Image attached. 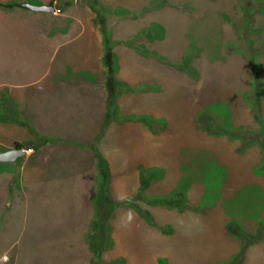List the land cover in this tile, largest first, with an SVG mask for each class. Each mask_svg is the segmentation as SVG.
<instances>
[{
	"label": "rangeland",
	"instance_id": "rangeland-1",
	"mask_svg": "<svg viewBox=\"0 0 264 264\" xmlns=\"http://www.w3.org/2000/svg\"><path fill=\"white\" fill-rule=\"evenodd\" d=\"M57 1L59 14L78 2ZM28 2L34 5L35 0H16L11 8L0 7V122L18 124L35 137L20 145L32 150L48 142L35 131L33 120L44 116L52 123L66 120L72 122L68 129L82 131L91 118L85 107L74 109L76 98L66 95L63 102L60 91L67 90L60 86L53 90L44 81L52 67L68 68L67 75L74 80L72 76L81 72L74 67L82 69L92 63L88 62L91 48L81 44L92 39L89 28L81 42L68 47L77 32L84 30L91 8L96 13L93 23L104 37L105 54L114 53L118 95L113 102L124 93L165 97L162 118L152 114L127 118L124 109L117 115L111 110V119L141 121L153 136L165 132L166 139H176L170 151L175 156L184 145L190 147L194 137L203 140L198 150L189 151L193 164L198 161L195 173L198 168V174L205 172L210 180L203 191L195 192L197 212L206 216L218 203L224 204L225 214L219 216L220 222L208 218L205 227L198 223L189 225L191 229L181 227L179 250L187 254L184 258L190 264H264V193L248 189L228 193L234 196L232 200L222 198L225 173L236 159L256 151L259 160L254 170L264 173V0H87L80 3L89 6L80 10L82 16L76 9L63 16L34 12L24 8ZM123 3L133 4L121 8ZM127 50L145 68L134 72L132 86L122 72ZM11 86H23V100L16 104L7 100ZM232 97L240 105L235 106ZM5 105L12 106L8 113ZM108 137L104 140L116 146L115 133ZM186 137L188 142L183 140ZM5 151L0 149V153ZM61 156V173L50 172L47 165L26 170L35 177L33 185L18 182L22 160L0 163V264H135V253L121 255L132 238L125 222L117 223L112 233L114 211L133 208L156 226L152 215L141 208L143 203L186 210L189 192L184 187L165 197L145 198L152 175L149 180L142 177L136 197L117 202L114 195L112 200L102 175L107 166L102 162L89 191L85 165ZM221 230L238 245L229 260L230 240ZM162 231L172 229L165 226ZM187 232L192 233L191 242L183 245ZM133 238L140 240L142 252H151L152 242ZM115 243L118 251L113 254Z\"/></svg>",
	"mask_w": 264,
	"mask_h": 264
},
{
	"label": "crops",
	"instance_id": "crops-1",
	"mask_svg": "<svg viewBox=\"0 0 264 264\" xmlns=\"http://www.w3.org/2000/svg\"><path fill=\"white\" fill-rule=\"evenodd\" d=\"M81 1L87 0H78L74 4L75 6H68L67 8L64 6L65 8L60 14L57 13V0H35L34 5H54L56 11L53 14L57 16L66 15L67 10L72 9H76L77 11L74 10V12H78L82 16L83 12L80 10L85 11L86 9L84 8L89 6L80 4ZM15 2L16 0H3L0 3L11 5ZM28 3L30 4V2ZM133 3H123L119 6L121 8L130 7ZM106 6L109 8L114 7L111 4H106ZM89 11L91 13H87L88 20L83 24L84 30L79 34L77 32L72 38L73 40L69 42L68 47H71V44L75 42H81L82 38L88 33L87 28H89V37L92 39L88 43L84 41L81 44L84 47L91 48L92 52L89 57L91 59L88 62L92 63L87 64L89 66L82 69L74 67L76 71L81 70L77 75L72 76L74 80H71L67 75L68 68L52 67L44 81L47 80L46 85L53 90H58V86L67 90L65 92L60 91L63 95V102L66 95L76 98L75 105L78 107L74 106V109L85 107L86 110L90 111L91 118L87 120V124L82 131L68 129L72 122H67L66 120H63V122H55L53 120L52 123V119L45 116L33 120L32 123L36 124L37 128L35 131L41 137L47 139L48 142L32 150L25 148L28 152L27 155L17 161L22 160L18 182L33 185L35 177L32 172H30L31 174L26 173V170H33L35 167L40 168L42 165L44 167L49 166L48 170L50 172L56 169V173H61L64 163L61 155L64 154L72 159L80 160L85 165L84 173L87 172L89 175V191L93 190V185L96 184L99 175L98 167L101 162L102 164L105 162L109 171L108 189L111 194L110 197L113 200L114 195H117L115 197L117 202L136 197L142 185V177H146L149 180V175H152V180L148 182L144 193L146 199L165 197L173 191L184 187L189 192V202L186 204L184 212H179L176 209H167L166 207L148 206L143 203L141 208L143 207L152 215L156 223L155 226V224L149 223L147 219L143 218L133 208L121 207L113 213L112 233H114L117 223L125 222V226L131 231L126 233H130L132 238L131 243L127 244L129 249L126 252H122L121 255L128 257L135 253L136 255H132L137 260L135 264H160L161 260L165 264H190L184 258L187 254L183 250H179L181 227L185 226L191 229L192 226L189 225H192V223H194L195 227L197 223L205 227L208 218L213 217L215 221L220 222L219 216L225 214L224 204L217 206L218 203L215 204L216 207L212 206L207 211L206 216L197 212L198 198L195 192L203 191L205 188L203 187L204 183L206 184L210 180L205 172L199 175L198 168L196 170L198 172L195 173L193 167L194 165L195 167L198 166V161L196 160L193 164V157H189L192 155L189 151L190 148L198 150V144L203 140L193 136L195 139L191 138V140L194 139V142L190 143L191 146L184 145L180 152L176 151L177 154L175 156L170 151H172L176 139H166L165 132L159 131L156 136H153L149 127L141 121L130 120L123 122L122 120L111 119L113 118L109 116L111 110L117 115L119 110L124 111V109L126 113L124 117L127 118H132L137 114L142 117H149L152 114L162 118L166 112L165 97L161 94L156 95L144 92L124 93L117 98L118 100L113 102L107 90L108 71L104 64V37L101 29L93 23L96 13L91 8ZM81 20L84 21V19ZM129 52L131 51L127 50L124 59L125 69L122 72L125 73V81H128L132 86L134 72L136 70L144 71L145 68L143 65L140 66L137 60L135 61L131 53L128 55ZM72 62L74 61L72 60ZM122 62L121 59L120 63ZM143 64L146 65L144 62ZM119 76L121 77V75ZM8 89L7 100L10 104H16L23 100V86H11ZM232 100L234 102L239 101L233 97ZM237 105L240 104L237 103L235 106ZM4 108L8 110V113L12 106L5 105ZM171 111L175 112L174 108ZM157 122L159 123L160 121L158 120ZM5 123L4 121L0 122V149L8 151L15 148L17 144L30 143L31 139H35L27 129L22 128L20 125H5ZM5 132L11 135V137L7 136L9 139L3 134ZM112 132L115 133L113 141H117L116 146L104 140L108 139ZM188 139L190 138L186 137L183 140L188 142ZM167 145H170V149H168ZM183 148L186 151H182ZM110 151H112V155L109 154ZM227 155L232 157L228 152ZM196 156L199 159V153ZM258 160V152L254 151V153L245 154L238 160L236 159V162L228 165L229 168L225 173L226 177L224 179L225 187L222 190L226 193L222 197L224 201L232 200L234 196L228 193L235 191L246 192L248 189L249 191L254 189L264 193V173H257L254 170V165H257L256 162ZM165 226H170L172 231L170 233L163 232L162 228ZM200 234L203 235L202 232ZM221 234L230 240L231 252L227 257V260H229L236 252L238 245L224 231L221 230ZM133 237H138L137 239L143 238L146 242H152L151 252H142V248L139 247L140 240H136ZM191 238L192 233L187 232L185 234L186 242L183 245L190 243ZM157 244L160 245L159 248H157ZM117 251L118 247L115 243L112 252L114 254ZM251 251L252 249L247 253V260Z\"/></svg>",
	"mask_w": 264,
	"mask_h": 264
},
{
	"label": "trees",
	"instance_id": "trees-1",
	"mask_svg": "<svg viewBox=\"0 0 264 264\" xmlns=\"http://www.w3.org/2000/svg\"><path fill=\"white\" fill-rule=\"evenodd\" d=\"M0 7L3 8H11V5H3L0 4ZM104 63L105 66L108 70V79H107V89L109 91V94L111 96V99L114 100L117 97V82H116V78H115V63H114V53L111 51H107L104 57ZM16 147H23L20 144H17ZM104 165L107 166V164L105 162H103ZM103 175V179L104 181L109 180V171H108V167L107 170L102 172ZM159 202H164V203H169L168 201H163V200H159Z\"/></svg>",
	"mask_w": 264,
	"mask_h": 264
},
{
	"label": "water",
	"instance_id": "water-1",
	"mask_svg": "<svg viewBox=\"0 0 264 264\" xmlns=\"http://www.w3.org/2000/svg\"><path fill=\"white\" fill-rule=\"evenodd\" d=\"M24 8L34 12H48L54 13L56 8L54 5L36 6L32 4H25ZM27 150L24 147H15L11 150L0 153V163H15L22 157L27 155Z\"/></svg>",
	"mask_w": 264,
	"mask_h": 264
}]
</instances>
